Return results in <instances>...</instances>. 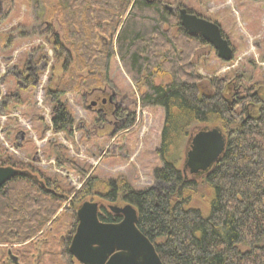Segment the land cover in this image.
Returning <instances> with one entry per match:
<instances>
[{"label":"trees","instance_id":"trees-1","mask_svg":"<svg viewBox=\"0 0 264 264\" xmlns=\"http://www.w3.org/2000/svg\"><path fill=\"white\" fill-rule=\"evenodd\" d=\"M52 8L60 10L64 18L62 33L69 44V50H64L63 44L55 52L67 65L73 62L75 70L88 72L83 77L71 72L70 80L60 81L53 94L52 126L56 132L72 124L59 98L107 85L114 55L133 84L143 87L141 107L164 111L157 150L162 167L153 175L156 187L136 191L125 185L121 190L122 201L136 210L138 230L152 243L162 264H264V112L235 124L237 112L224 99V81L215 80L207 89L203 79L184 63L182 38L205 43L199 37H189L181 28L179 15L159 2L57 0ZM170 21L177 22L178 37L164 30ZM65 53H69L67 57ZM163 71L170 72V83L155 85L152 79ZM202 124L230 129L226 148L207 174L185 178L177 169L179 155L187 147L190 131ZM20 171L25 174L0 189L3 243L16 237L26 242L43 232L48 234L53 224L62 225L55 219L68 196L60 188L53 189L50 181H38L28 170ZM96 181L87 178L71 201L78 203L93 195ZM118 198L117 182L111 181L103 199L114 203ZM198 198L206 211L194 206ZM73 218L76 221V213ZM98 218L105 224L121 221L106 212Z\"/></svg>","mask_w":264,"mask_h":264},{"label":"rangeland","instance_id":"rangeland-1","mask_svg":"<svg viewBox=\"0 0 264 264\" xmlns=\"http://www.w3.org/2000/svg\"><path fill=\"white\" fill-rule=\"evenodd\" d=\"M56 1L6 0L10 13L4 26L0 28V39L2 34H12V32L15 37L16 35L19 37L15 43L17 48L15 56L19 57L20 61H24L30 48L41 47L40 53L47 56L52 66L53 87L62 77L64 83H67L71 78V72L76 77H83L88 72L75 70L73 62L67 65L65 59L63 67L60 63L61 57L55 51H51L50 46L45 44L44 38L36 35L34 39H28V35L19 36V32L22 30L27 32L28 24L34 21L33 13L32 17L29 13L35 9L37 23L41 21L43 23V20L52 23L57 34L61 36L64 18L60 15V10L52 8L56 5ZM147 1L159 2L162 7L172 8L177 14V11L184 9L189 14L218 25L233 51V59L229 63L219 60L215 50L205 42L201 45L196 41L180 38L181 48L186 53L184 59L186 67L189 66L191 72L203 79L202 84L207 89H210L215 80L224 81V88L228 82H236V80H239L237 86L241 85L243 88L254 90L258 86L264 87V1ZM167 29L170 30L171 36H179L177 22L170 21L168 27H164V30ZM23 37L26 39H22ZM64 50H69V44L65 41ZM66 53L67 57L69 53ZM72 57L74 58L73 54ZM159 59L160 64H163L164 60L161 57ZM2 67L3 64L0 63V76H3ZM109 80L112 88H117L121 95L130 98L136 106V126L128 132L129 134L116 139L101 138L104 132L99 131L96 134L91 129L92 119L95 117L86 110L80 93H65L58 101L69 112L72 124L67 130L56 132L51 124V107L43 99L42 94L34 99L30 92L17 91L21 97L17 100L12 95L17 88L15 84H10L11 79H8L4 85L0 84V164L5 165L2 168H12L13 164L20 170H28L38 178V181L48 180L53 184V189L60 188L59 191H64V196H68L64 208L57 213L55 219L61 220L62 225L53 224L48 234L43 232L26 242L19 241V244L14 246L0 240V264L6 261L8 251L17 257V264H79L68 254L78 225L77 218L76 221L75 217L73 218L78 208L86 202L94 203L98 206L99 215L104 212L111 214L108 210L109 206L122 208L127 205L121 198V190L125 185L136 191L156 187L153 175L162 167L157 150L164 125V111L159 107H141L140 95L144 89L141 85L136 87L133 84L116 55L110 61ZM170 81L169 71H163L152 79L155 85L162 86L168 85ZM235 120V124L242 122L240 118ZM205 128L222 129L217 125L202 124L196 131H190L187 147L181 151L177 162V169L180 172L183 173L190 139ZM226 129H222L225 136L230 130ZM20 134L24 135L23 140L19 137ZM89 177L97 180L92 191L94 194L81 202H72L74 193L81 189L84 181ZM184 177L193 178L187 172L184 173ZM111 181L117 182L119 190V198L114 203L103 199ZM201 202L198 198L193 204L206 211ZM64 229L70 231L75 229L69 244L66 242L70 237V231ZM58 230L59 233H56Z\"/></svg>","mask_w":264,"mask_h":264},{"label":"water","instance_id":"water-1","mask_svg":"<svg viewBox=\"0 0 264 264\" xmlns=\"http://www.w3.org/2000/svg\"><path fill=\"white\" fill-rule=\"evenodd\" d=\"M172 12V8H167ZM181 28L189 37H199L211 46L219 60L229 63L233 51L223 37L218 25L178 11ZM226 148V139L219 128L202 129L190 139L183 172L201 177L207 174L220 160ZM25 172L14 168L0 167V189ZM112 215L119 216L117 224L99 221L98 206L84 203L77 212L78 225L68 249L79 264H162L152 243L137 228V213L131 205L122 208L109 206Z\"/></svg>","mask_w":264,"mask_h":264},{"label":"flooded vegetation","instance_id":"flooded-vegetation-1","mask_svg":"<svg viewBox=\"0 0 264 264\" xmlns=\"http://www.w3.org/2000/svg\"><path fill=\"white\" fill-rule=\"evenodd\" d=\"M34 10L32 9L29 13L30 16L33 13L34 21L28 24L27 32L22 30L21 33L19 32V36L28 35V39H34L37 35L39 38H44L45 44L50 46L51 51L54 52L58 45L62 46L64 44V36L63 34L59 36L50 22L43 20V23L41 21L38 24L37 14ZM172 12L175 11L172 10ZM9 13L6 0H0V28L4 26ZM18 26L20 27V25ZM12 31L15 32V30ZM18 38L12 32V34H2V39H0V63L3 64V76H0V84L4 85L8 79H11L10 84H15L17 88L12 95L17 100L21 99L18 92H30L34 99L42 94L43 99L51 107L52 115V96L57 91L60 81H63L64 78L59 79L56 86L53 87L52 66H50L47 56L40 53L41 47L30 48L28 52L26 51L24 61H20L19 57L15 56L17 50L15 43ZM11 51L12 53H9ZM61 59L60 63L64 67V57L61 56ZM43 76H45V80H43ZM234 82H228L226 85L224 99L231 109L237 112L238 118L242 119V122H246L264 112V87L258 86L252 90L243 88L241 85L237 86L239 80ZM80 98L85 104L86 110L95 117L92 119L91 129L96 134L99 131L104 132L101 138H120L136 126V106L133 105L130 98L121 95L117 88H112L111 82L101 88L82 92ZM228 98L230 101L227 100ZM19 137L22 140L24 139L22 134ZM225 139H227V136H225ZM7 242L10 243L9 245L14 246L19 244V238L16 237ZM10 253L11 251L7 252V259L3 263L17 264V257Z\"/></svg>","mask_w":264,"mask_h":264}]
</instances>
